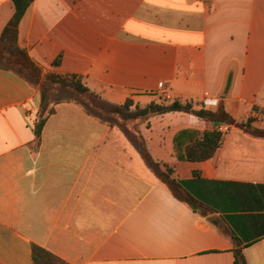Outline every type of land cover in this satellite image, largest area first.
I'll list each match as a JSON object with an SVG mask.
<instances>
[{
	"label": "crops",
	"instance_id": "0c3cea01",
	"mask_svg": "<svg viewBox=\"0 0 264 264\" xmlns=\"http://www.w3.org/2000/svg\"><path fill=\"white\" fill-rule=\"evenodd\" d=\"M15 12L0 0V36ZM19 44L43 74L80 75L110 104L223 101L264 129V0H33ZM51 107L37 144L40 89L0 68V264H34V245L70 264H236L237 248L264 264V138L220 125L214 157L191 162L177 135L214 124L179 112L143 124L192 207L119 127L75 102Z\"/></svg>",
	"mask_w": 264,
	"mask_h": 264
},
{
	"label": "trees",
	"instance_id": "16d2710c",
	"mask_svg": "<svg viewBox=\"0 0 264 264\" xmlns=\"http://www.w3.org/2000/svg\"><path fill=\"white\" fill-rule=\"evenodd\" d=\"M13 3L16 9L15 15L0 36V68L14 71L40 89L41 111L39 121L35 124L37 144L41 142L47 116L54 112V108L51 106L60 102L78 103L89 115L104 123L114 127L113 121L117 122L128 138L137 146L144 161L157 178L178 199L193 207L195 203L193 197L184 191L183 183L173 177L174 173L171 167L156 162L150 154L140 130L143 124L152 117L176 112L192 114L203 121L214 124L216 128L209 131L187 130L177 135L175 150L178 158L191 162H202L214 157L224 140V132L219 130L220 125L236 126L254 137L264 138V129L255 128L251 119L247 122H238L226 111L223 101L217 110L193 102L184 103L180 100L152 102L146 107H141L134 105V101L129 99L122 105H114L92 91L80 75L43 74L42 69L32 61L27 51L19 44L20 23L33 0H13ZM60 63L61 57L55 61V65ZM231 86L230 78L224 94H228ZM53 95H57L58 100L52 99ZM185 141L188 143L183 147ZM234 253L236 264H247L241 248L235 249ZM33 260L34 264H70L38 245L33 246Z\"/></svg>",
	"mask_w": 264,
	"mask_h": 264
},
{
	"label": "water",
	"instance_id": "95a60500",
	"mask_svg": "<svg viewBox=\"0 0 264 264\" xmlns=\"http://www.w3.org/2000/svg\"><path fill=\"white\" fill-rule=\"evenodd\" d=\"M208 221L220 229L227 230L226 224L224 223L222 218L218 215H213L209 217Z\"/></svg>",
	"mask_w": 264,
	"mask_h": 264
},
{
	"label": "rangeland",
	"instance_id": "374dc122",
	"mask_svg": "<svg viewBox=\"0 0 264 264\" xmlns=\"http://www.w3.org/2000/svg\"><path fill=\"white\" fill-rule=\"evenodd\" d=\"M52 99H54V100H58L57 95H53V96H52ZM165 102H166V101H165ZM113 124H115L114 127H119V125L117 124V122H114V121H113ZM119 128H120L121 130H123L122 127H119ZM131 128H132V127H131Z\"/></svg>",
	"mask_w": 264,
	"mask_h": 264
}]
</instances>
